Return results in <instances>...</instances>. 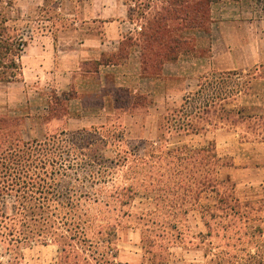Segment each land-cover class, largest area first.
I'll return each mask as SVG.
<instances>
[{"label":"rangeland","instance_id":"rangeland-1","mask_svg":"<svg viewBox=\"0 0 264 264\" xmlns=\"http://www.w3.org/2000/svg\"><path fill=\"white\" fill-rule=\"evenodd\" d=\"M148 1L143 2L148 6ZM155 5L156 11L163 7L159 2ZM150 13L154 15V10ZM0 16L8 20L10 34H20L23 42L29 44L40 35L38 0H0ZM44 16L56 17L51 10ZM209 28L206 23L201 30L209 32ZM202 44L206 53L208 43ZM196 45L193 40L186 47L193 50ZM183 84L182 79L173 80L172 101L161 97L156 109L134 121L30 141L23 135L30 126L36 128V122L26 126L21 117L9 113L0 117L1 151L18 142L22 146L37 141L43 147L30 161L40 167L47 162L40 168V181H35L40 186L29 181L33 186L29 190L17 193L15 189L2 199L9 218L0 224V262L144 264L159 259L146 253L152 242V252L162 253L170 264H205L206 246L199 235L208 233L206 221L215 233L219 225L230 223L219 210L210 184L227 179L222 193L242 202L264 198V182L252 187L246 182L259 177V182L264 181V176L243 172L254 166L253 155L245 147V132L251 139L264 138V115L248 113L264 107V75L257 76L255 70L204 75L193 79L187 92ZM188 94L189 100L183 102ZM222 124L234 125L238 136L231 140L232 154L220 156L226 167L216 174L217 149L211 132L224 128ZM212 214L216 218L211 219ZM19 237L20 244L11 243ZM72 238L83 244L85 254L69 245Z\"/></svg>","mask_w":264,"mask_h":264},{"label":"crops","instance_id":"crops-1","mask_svg":"<svg viewBox=\"0 0 264 264\" xmlns=\"http://www.w3.org/2000/svg\"><path fill=\"white\" fill-rule=\"evenodd\" d=\"M143 1L38 0L40 35L17 60L20 77L0 82V117L7 113L21 117L26 126L36 122V128L30 126L23 135L30 141L134 121L156 109L161 97L172 101L173 80L182 79L187 92L193 79L204 75L251 70L264 75V0H194L206 3L210 30L184 33L187 42L174 59L160 55L146 34V15L152 10L156 15L166 3L149 0L147 6ZM155 2L163 7L156 11ZM49 10L55 18L44 16ZM193 40L197 45L189 50L186 46ZM248 113L264 115V107ZM234 127L227 124L211 132L219 157L232 154L231 140L238 136ZM245 133V147L253 155L250 163L254 166L243 172L263 177L264 167L258 166L264 164V138L251 139ZM259 180L246 182L252 187L264 182Z\"/></svg>","mask_w":264,"mask_h":264},{"label":"trees","instance_id":"trees-1","mask_svg":"<svg viewBox=\"0 0 264 264\" xmlns=\"http://www.w3.org/2000/svg\"><path fill=\"white\" fill-rule=\"evenodd\" d=\"M163 11L164 13H162ZM208 16L209 9L206 3H198L194 0H168L163 9L157 11L155 16H148L146 34L148 33L154 40L160 55L165 53V58L174 59L177 51L181 50L187 42L184 33L203 29L208 21ZM7 21L0 16V82L6 83L20 77L21 67L17 60L28 45L27 42H23L24 39L20 34L14 36L10 34ZM17 43L18 46H16ZM2 55L5 56L4 60H1ZM6 59L8 62H5ZM198 94L199 92L196 93V95ZM42 147L43 144L37 141L25 142L22 146L18 142L6 150H0V224H5L9 218L4 212L2 199L15 189H17V193L29 190L31 185L28 183L29 181H33L34 184H37L36 180L40 181V168H45L47 162L40 167V165H36L38 163L32 164L30 160L31 157L40 154L38 151L41 150L38 149ZM213 158L218 163L216 174H220L226 165L222 163V158L217 153ZM48 163L52 165L51 163L55 162ZM205 166L207 165L205 164ZM34 169H38V171H34ZM228 183L227 179L218 178L214 180L213 185L210 184L219 199L221 206L219 210L224 213V218H230V223L219 225V230L215 233L211 229L210 222L206 221L208 233L199 235L201 243L206 246L205 264H264V198L260 202L253 203L242 202L232 195L226 197L220 188ZM37 185L40 186V184ZM210 185L207 186L210 187ZM207 189L208 187L203 192ZM214 218L216 215L212 214L211 219ZM213 239H218L222 243L215 246ZM10 240L13 244L21 243L20 237ZM71 242L73 243L69 245L76 249H81L83 245L79 246L81 243L75 238H72ZM11 243L9 242V245L13 246ZM153 249H155L154 244L149 242L146 249L147 255L153 254L154 259L156 257L159 259H155L154 262L151 259L146 260L144 264H170L169 260L162 259V253H153ZM81 251L83 250L81 249ZM0 264L4 263L0 262Z\"/></svg>","mask_w":264,"mask_h":264}]
</instances>
